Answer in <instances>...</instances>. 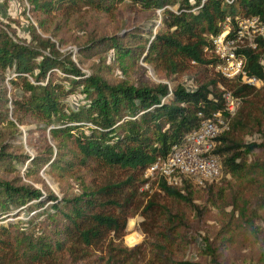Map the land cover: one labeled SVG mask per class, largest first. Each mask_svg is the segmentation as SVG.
<instances>
[{
    "label": "trees",
    "instance_id": "obj_1",
    "mask_svg": "<svg viewBox=\"0 0 264 264\" xmlns=\"http://www.w3.org/2000/svg\"><path fill=\"white\" fill-rule=\"evenodd\" d=\"M25 2L27 6L20 0L22 12L42 30L53 20L55 29H60L59 20L65 24L74 17L79 19L78 27L86 30L83 40L75 44L73 60V52L58 50L61 39L41 36L33 25L28 28L29 40L0 25V168L4 173L0 175V264H224L207 236L197 242L189 233L185 208L193 213L195 223L207 227L193 197L194 189L203 187L184 179L177 186L159 180L156 186L161 194L147 198L139 188L145 168L166 157L171 145L196 125L197 112L206 117L223 109L216 89L222 77L206 75V65L215 62L209 36L223 30L225 17L230 34L240 19L264 21V0ZM125 3L132 11L144 13V22L150 21L105 34L89 17L82 18L115 14ZM107 51H112L113 66L123 58L141 57L164 79L196 68L195 84L188 90L180 83L168 89L165 82H153L145 75L109 78ZM238 53L244 57L245 74L263 79L261 52L242 47ZM81 56L96 59L88 64V73L77 64L82 63ZM229 87L237 97L252 96L256 90L239 81ZM74 95L80 103L70 106L67 100ZM237 123L238 115L233 127ZM27 125L34 128L26 133L37 135L36 141L28 140L33 156L14 143L19 126ZM227 134L216 138L214 148L222 173L241 177L257 173L264 179V136L260 142H237ZM24 162L19 170L17 166ZM39 170L69 180L76 191L67 193L59 186L61 194H55ZM28 176L33 182L22 181ZM15 209L24 211V218L2 223ZM136 213L143 218L138 225L148 238L127 247L121 243L126 219ZM256 217V211L245 214L255 226ZM186 249L192 253L188 258Z\"/></svg>",
    "mask_w": 264,
    "mask_h": 264
},
{
    "label": "rangeland",
    "instance_id": "obj_2",
    "mask_svg": "<svg viewBox=\"0 0 264 264\" xmlns=\"http://www.w3.org/2000/svg\"><path fill=\"white\" fill-rule=\"evenodd\" d=\"M26 5L25 0H23ZM6 4L3 5L0 0V25L4 26L8 32L14 33V36L29 40L30 32L29 25H33L35 32L41 36L49 37L51 40L61 39L62 44L58 47L59 51H71L73 52V60H76V48L75 44L80 43L85 35L84 29L78 27L79 19L74 17L69 19L65 24L60 20L61 28L55 29V20L47 22L45 30H42L35 22L33 18H29L27 12H22V5L20 0H6ZM156 21L158 20V13H155ZM28 18H27V17ZM145 14L136 13L132 11L128 4L117 7L115 14L103 15L97 18L96 15H87L82 17L95 24L98 28V32L107 34L119 33L127 28V26L140 23H148L150 20L144 22ZM32 19V20H31ZM29 20L31 22H29ZM229 23V19H228ZM224 24V21H223ZM230 24V23H229ZM156 28L152 27V32ZM245 30V29H243ZM55 34L56 36H52ZM256 50L261 52L260 60L264 65V48L259 46ZM106 63L110 67L106 75L109 78H129L134 79L141 75H145L149 80L153 82L162 81L167 84L168 89H171L175 84H182L185 88L194 86V79L198 72L196 68H190L189 70L168 79L160 77L149 65L144 63L139 57L136 60H129L123 58L120 61V65L113 66L111 58L112 51H107ZM82 63H77L85 73L89 72L88 64L91 61H95V57L85 59L82 56ZM193 64V63H192ZM206 75L210 78H221L218 76L213 68L206 65ZM235 81L226 80L222 78V81L216 83V89L220 93V87L232 92L229 84H233ZM6 83V82H5ZM7 84V83H6ZM256 92L252 96L239 97L238 107L234 116L238 115L239 123L233 127L234 116L229 119V130L227 131V137L237 142H260L264 136V77L260 83L254 87ZM70 106H75L80 103V97L78 95L68 98ZM34 128L33 125L19 126L20 135L14 143L21 144L24 152L28 155H34L33 147L29 146L28 140L31 142L36 141L37 135L34 132L30 134L26 133V129ZM257 151V150H256ZM26 163L22 166H17L19 170L24 169ZM4 174L0 168V175ZM20 175H22L20 173ZM38 175L43 178L45 183L54 191L55 194L60 195L59 186H62L67 193L76 191L74 183L69 180H59L55 177L45 174L42 170L38 171ZM22 181L33 182L31 177H22ZM36 187L41 188V184L38 182L33 183ZM143 184V183H142ZM141 184V186H142ZM140 186V187H141ZM209 188H195L193 197L194 203L198 204L202 209L201 221L195 223L193 213H190L187 208L186 214H188V220L191 222L192 230L189 233L196 237V241L202 236H207L211 241V246L216 249L218 259L224 260V264H264V179L260 174H250L247 176H229L223 174L222 176L209 184ZM149 187V188H148ZM148 191L145 192L147 196L151 194H161L157 190L155 183H148ZM140 189V188H139ZM18 209L12 210L8 213L5 219L1 221L5 223L7 221H15L16 219L24 218V211L17 212ZM249 211H256V223L257 226L252 225L245 219V214ZM245 213V214H244ZM17 214V216H15ZM143 220L139 213L133 214L126 219L124 228V234L121 238V243L124 246L130 247L134 244L141 243L148 237L141 231L138 223ZM204 227V228H203ZM138 240V241H136ZM136 241V242H135ZM135 242V243H134ZM189 249L184 252V257L191 256Z\"/></svg>",
    "mask_w": 264,
    "mask_h": 264
},
{
    "label": "built area",
    "instance_id": "obj_3",
    "mask_svg": "<svg viewBox=\"0 0 264 264\" xmlns=\"http://www.w3.org/2000/svg\"><path fill=\"white\" fill-rule=\"evenodd\" d=\"M228 19L225 17L223 30L219 34L209 36L211 52L215 59L209 66L226 80L256 87L261 79L245 74L244 57L238 53V49H257L259 43L264 48V21L258 17L240 19L230 34ZM259 62L262 63L261 60ZM186 89L191 87L187 86ZM220 89L223 109L211 112L206 117H203L201 111L197 112L199 120L196 125L185 131L179 141L171 145L166 157L157 158L145 168L142 175L144 182L139 190L145 189L141 191L149 192L147 184L151 182L157 185L159 180L166 185L177 186L184 179L204 187L222 176L218 156L214 153L216 138L229 130V119L236 112L239 97L222 87Z\"/></svg>",
    "mask_w": 264,
    "mask_h": 264
},
{
    "label": "crops",
    "instance_id": "obj_4",
    "mask_svg": "<svg viewBox=\"0 0 264 264\" xmlns=\"http://www.w3.org/2000/svg\"><path fill=\"white\" fill-rule=\"evenodd\" d=\"M136 241H138V240H136ZM136 241H135V242H136ZM135 242H134V243H135Z\"/></svg>",
    "mask_w": 264,
    "mask_h": 264
}]
</instances>
